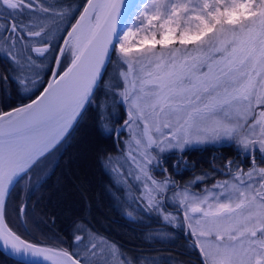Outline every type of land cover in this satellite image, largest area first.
Listing matches in <instances>:
<instances>
[{
    "label": "snow or ice",
    "instance_id": "6c2138e0",
    "mask_svg": "<svg viewBox=\"0 0 264 264\" xmlns=\"http://www.w3.org/2000/svg\"><path fill=\"white\" fill-rule=\"evenodd\" d=\"M125 3L126 0H105L104 3L81 0L73 9L63 0L50 3L0 0V8L6 10L8 17L0 29V53L8 59L10 68L0 74V90L7 92L4 85H15L16 94L27 100L5 108L0 99V219L8 220L9 200L18 181L29 178L68 139L94 102L100 127L107 131V124L99 113L97 92L104 83L106 65L117 48L120 54L117 61L125 69L124 79L131 68L127 58L133 47L122 42L121 36L127 41L134 33L119 32L116 23L123 18L121 7ZM137 13V28L143 26L146 18L150 27L163 30L159 38L145 36L138 45L152 49L178 41L180 45H199L207 53L186 61L179 69L175 53L169 52L168 60L161 54L155 61V76L151 72L147 74L145 82L151 87L144 99L158 119L163 117L168 121L162 124L168 130L167 135H172L174 128L178 132L197 128L206 139L230 138L238 152L250 161L249 170L236 165L231 172L230 189L227 181L214 186V192L220 187L226 190L213 195L212 199L217 201L214 210L212 205L208 210L191 208L192 213L204 218V223L190 224L193 230L189 235H196L198 240L212 237L217 242L214 251L201 247L209 258L202 264H264V167L256 163L254 156L255 152L264 156V120L257 119L254 109L243 122L232 117L236 105L250 103L255 87L264 86V0H152L151 4L143 0L137 5ZM25 15L31 23L22 24L17 20ZM193 22L195 30L185 26ZM61 23L63 32L57 39ZM228 33L232 39L219 43L218 37ZM22 46L27 47L23 64L19 55ZM69 52L72 59L65 64ZM149 55L155 57L156 53L150 51ZM49 56L48 66L42 67ZM254 75L258 77L255 84L252 83ZM118 94L113 92L114 96ZM125 99L132 103L127 92L122 94V104ZM260 105L264 108V99ZM173 119L175 123L171 122ZM130 122L131 118L124 125ZM156 131H160L159 127ZM160 136L165 133L161 132ZM183 146L158 138L152 149L157 156H148L143 163L161 167L162 153L167 147ZM233 164L234 161L228 160L225 167L231 169ZM161 171L167 170L161 168ZM153 182L161 190L170 183L167 179ZM26 207L22 202L18 209H11L22 225ZM161 208L159 201L152 204V210ZM170 215L165 212V223H171ZM176 215H179L178 205ZM84 238L76 225L69 236L71 247L79 248ZM0 241L5 252L10 249L12 255L31 253L50 259L46 249L39 246L40 241L22 237L10 222L0 229ZM82 252L83 255L67 251L63 254L70 264H104V254L97 245L85 246ZM121 256L122 264H137L135 259L123 253Z\"/></svg>",
    "mask_w": 264,
    "mask_h": 264
},
{
    "label": "trees",
    "instance_id": "16d2710c",
    "mask_svg": "<svg viewBox=\"0 0 264 264\" xmlns=\"http://www.w3.org/2000/svg\"><path fill=\"white\" fill-rule=\"evenodd\" d=\"M50 2L54 0H44V3ZM63 2L70 3L75 9L81 0ZM17 20L23 24L29 19L25 15L17 17ZM62 32L63 27L56 33L57 39ZM1 54L0 58L5 57ZM49 58L51 61V56ZM111 62L112 59L106 65L104 83L97 92V101L102 105L99 109L102 116L106 110L108 112V109L117 108L115 119L108 117L112 131L104 133L100 128L98 109L94 102L72 130L54 164L38 180V187H29L30 190L21 191L20 196H16L17 191L12 192L9 200L10 216H15L18 225H21L17 216L11 214V209H18L23 202L27 206L25 223L32 231L29 237L43 244L62 247L69 252H75L69 236L75 226L79 225L85 238L92 234L116 246L121 263L123 253L124 256L135 259L137 264H202L197 248L181 237L184 229L181 224L164 225L160 223L156 213H145L136 192L132 202V194L128 195L130 188L126 189L119 183L116 174L108 167L109 165L111 168V163L105 161L108 156L112 158L121 154L120 147L114 145L112 138L121 122L118 115L121 108L119 103L117 107L111 104L112 95L106 91L109 87ZM27 94L30 93L25 95ZM12 99V104L5 105V108L24 102L26 97L18 95ZM233 148L232 144L215 147L216 152H212L213 147L204 148L202 153L209 156L199 155L194 150L189 152L196 157L194 164L200 167L209 158L212 182L222 176L225 169L223 163L232 158ZM255 158L263 160L262 155ZM0 264L25 263L0 252Z\"/></svg>",
    "mask_w": 264,
    "mask_h": 264
},
{
    "label": "rangeland",
    "instance_id": "374dc122",
    "mask_svg": "<svg viewBox=\"0 0 264 264\" xmlns=\"http://www.w3.org/2000/svg\"><path fill=\"white\" fill-rule=\"evenodd\" d=\"M151 2L152 0H148L149 4H151ZM142 3L143 0H141L138 4L140 5ZM4 11L6 12L5 9ZM138 14L139 13H137L136 6L120 31L121 33L129 31L134 33V35L128 37L127 41H124L123 35L121 36L122 42H124L126 45H131L133 47V51L128 54L127 58L131 66L130 70H128L127 79H124V77L122 76V73L125 71V69L122 68L120 63H118L117 61V56L120 55L119 49L117 48L116 54L112 56L110 69L111 75L110 73L108 74V76L110 77L108 85L109 87L106 88V91L112 95L113 102H111V104H114V107L118 106V103L121 101L122 94L124 92H127L129 94L132 103H129L128 100L125 99V108L131 116V122L124 127V130L118 140V142L120 143H118V146L121 149V154H119L118 156L115 155L112 158L108 156L106 157L105 161L107 163H111V168L109 165L108 167L114 174H116V177L120 181L119 183H121L126 189L130 188L128 195L131 196L132 194L133 196L136 192L138 198L142 201L143 206L147 208L146 211H152V204L155 201H159L158 189L160 185L153 182L157 180L151 177L149 173L150 168L155 169V166L150 167L146 163H143V161H146L148 156H157V152H154L152 149L156 147L158 138L161 141L170 140L173 145L184 144L183 148L167 147L166 150L162 153L163 156L168 155L169 153L178 154L186 149L198 148L202 147L203 145L218 147L220 145L232 144L234 148L237 149V147L236 144L230 140V138L221 137V139L219 140H214L210 138L206 139L204 135L199 134L200 130L197 128H185L182 132H178V129L174 128L173 134L167 135L168 130L163 128L162 124L167 123L168 121L163 117H160L158 119L155 113H153L151 108L148 106V102L144 99L145 93L151 87L150 84L145 82L148 80L147 74L151 72L153 73V76H155V74L157 73V69L155 68V61L158 57L161 56V54H163L164 60H168L169 52L175 53L176 64L179 69V66L183 65L186 61L190 62L195 58L207 55V53L202 50L199 45H180L178 41L169 44L167 47H161L157 45L155 46V48L152 49H149L147 46L138 45V42L142 40L145 36L156 35L157 38H159L160 34L163 32V30L160 29L158 26L150 27L147 23L146 18L143 26L137 28L136 24L138 23V21H136V15ZM25 23H31V21L27 20ZM48 23L51 24V21H48ZM57 23L60 22L57 21ZM64 23H66V21ZM63 26L64 25L61 23L60 29H62ZM185 26L195 30V22ZM231 39V34L228 33L225 34L223 37H218V42L222 44L223 41ZM137 47L140 48L139 51L136 50ZM150 51H154L156 53V56L151 57L149 55ZM19 55L21 59H23L27 55V47L24 51L19 50ZM70 55L71 52L68 53V57L65 60V64L68 62ZM150 61L152 63H150ZM22 63H24V60ZM42 67L46 66L43 65ZM257 79L258 77L254 75L252 77V83L255 84ZM114 91L119 94L114 96ZM261 99H264V86L257 85L250 98V103L241 102L233 108V119L243 122L252 114V110L254 109L257 119L264 120V115H261V113L264 112V108H262L260 105ZM116 110L117 108L108 109V112H106L107 110L104 112L105 114L103 116V121L107 124V131L102 129L104 133H109L112 131L111 125L108 122V117L112 116V118L115 119L116 116L114 117V115L117 112ZM118 115L120 116L121 120L123 114L118 113ZM171 122L175 123V119H173ZM158 127L160 129L159 132L156 131ZM161 132L165 133V136L161 137ZM208 135L211 136V133L209 132ZM185 140L189 142L184 143ZM198 140L199 142H197ZM65 142L66 140L63 144L59 146L58 149L53 151L45 161L42 162L38 169H35L30 174L29 178H25L23 180L18 181L16 187L13 189V191H17L16 196H20L21 189H23V191H27L29 187L30 189H35L38 187V180L54 164ZM254 155L261 156V153L255 152ZM255 161L260 167H264V160L258 161L255 158ZM250 167L251 165L249 164L247 168H241L242 170H249ZM123 169L126 179H122V176L120 175L123 173ZM226 181L229 183L230 189L232 183L231 172H223L222 176L212 181L210 185L206 184L195 186L193 190H190L189 188H175L174 192L169 195V199L170 201L175 202L176 205L179 206V215H176L177 210L166 211L161 208L159 211H154L158 212V216L164 222L165 212L171 214L169 216L171 224L180 223L181 226L185 228L186 234L189 236L190 231L193 230L189 227L190 224L197 225L198 221L201 225L204 223V218H202L199 213H192L191 208L201 207L204 210H208V206L212 205L214 210V206L217 201L212 199L213 195L217 192L223 193L226 191L224 188L220 187L216 188L214 192V186L221 185ZM131 200L132 202H134V196L133 198H131ZM201 201H204V203H201ZM185 210L187 211V215H185ZM24 220L25 222L27 220L25 216ZM9 222L11 224V227L18 231L22 237L28 240H32L29 237L31 236L32 231L28 224H21L20 227L18 225L17 219H15V216H10V213L8 220H4L6 226ZM195 230L198 232L200 228L197 227ZM190 236L193 241V244L199 250L201 259L203 261L205 259H209L208 257H205L204 252L201 251V247L203 246L206 250L214 251L217 242H215L212 237H202L198 240L196 235ZM225 243H227V239L225 240ZM92 244L97 245L99 247V250L104 254V263L122 264L118 255L119 250L117 251L116 246H114L111 242L103 240L101 237H97L92 234H89L85 238V240H83L79 248L72 247V250L75 252H80L81 255H83L82 249L85 246L91 247Z\"/></svg>",
    "mask_w": 264,
    "mask_h": 264
},
{
    "label": "flooded vegetation",
    "instance_id": "af4514ba",
    "mask_svg": "<svg viewBox=\"0 0 264 264\" xmlns=\"http://www.w3.org/2000/svg\"><path fill=\"white\" fill-rule=\"evenodd\" d=\"M8 17L7 13L3 11V8H0V29H2L5 26V23L7 22ZM2 46V44H0ZM33 47L35 46L34 44L32 45ZM26 46L21 47V51L25 50ZM1 54V53H0ZM2 55V54H1ZM23 62V59H21V63ZM50 62V58L48 57L47 60L44 61V65L47 67ZM23 64V63H22ZM6 71H10L9 68V61L6 57H1L0 58V74L5 73ZM25 71L27 72L28 69L25 68ZM43 78V73L42 77ZM4 89H7V92H3L0 90V99H3V106L12 104L13 102V97H17L18 94L15 92V85L9 86V85H4ZM11 100V101H10ZM121 108V113L125 115L124 110ZM124 117V116H123ZM122 117V118H123ZM122 121V119H121ZM123 130L120 132L122 134ZM120 137V135H119ZM222 146V145H220ZM211 147L210 145H203L202 147L198 148H191V149H186L181 153H169L168 155L163 156V160L161 162V167H155V169L150 168V176L156 179L157 181H164L167 179L170 183L164 187L163 190L159 187V202L162 205V208L166 211H174L177 210V205L175 202L170 201L169 195L174 192L175 188H189L190 190H193L195 186H200V185H210L211 184V165H210V160H204L203 161V166L200 167L194 164L196 162L195 156L193 154L190 155L189 150H194L197 153L206 155V153H202L204 148H209ZM214 149V150H213ZM212 152H215V147H213ZM234 149V154L232 155V158H229L228 160L234 161V164L232 165L231 169L225 167V163H223V166L225 167L224 172H232L234 171V167L236 165H240L242 168H247L250 164V161L245 158L243 154L237 151L236 148ZM192 152V151H191ZM204 152V151H203ZM197 155V156H199ZM209 156V155H206ZM257 157L258 155H254ZM237 158V159H236ZM264 160V156H262ZM195 160V161H194ZM161 168L166 169L167 171H161ZM222 169V167H220ZM122 176V179H126L124 175V169L123 173L120 174ZM217 179V178H216ZM214 179V180H216ZM197 180V181H196ZM213 180V181H214ZM193 181V182H192ZM140 206L142 207L143 210H145V213L148 212H154L158 215V212H155L154 210L152 211H146L147 208L143 206V203H139ZM158 219L161 224H167V225H180V223L177 224H171V223H165L159 216ZM185 229H183V234L182 238L185 239L189 245L195 246L193 244V241L191 239V236L187 235L186 232L184 233ZM196 247V246H195ZM198 250V249H197ZM199 253V250H198ZM200 254V253H199ZM203 261V260H202Z\"/></svg>",
    "mask_w": 264,
    "mask_h": 264
},
{
    "label": "water",
    "instance_id": "95a60500",
    "mask_svg": "<svg viewBox=\"0 0 264 264\" xmlns=\"http://www.w3.org/2000/svg\"><path fill=\"white\" fill-rule=\"evenodd\" d=\"M139 1L140 0H126V3L122 5L121 12L123 14V18L118 19L116 22L117 23V30L119 32L121 31L126 20L128 19V17L130 16V14L132 13V11L134 10V8L136 7V5ZM94 2L104 3L105 0H94ZM71 59H72V52H71L69 60L66 64H68L71 61ZM26 102H27V100L24 101V103H26ZM121 106H122V109L125 111V117L113 133L112 138H113V142H114L115 146H117L116 138H117L119 132L125 126L124 121L130 119V115L128 114V112L125 109V100H124L123 104L121 103ZM5 227H6V225L4 223V220L0 219V229H3ZM39 246L44 247L46 249L47 255L50 256V259L45 260L44 256H33L31 253H21L18 255H12L10 249L7 252H5V250L2 247V241H0V252H2L4 255H6L7 257H9L11 259H14L18 262L25 263V264H70L69 258L63 254L64 252L67 251L66 249H64L62 247L48 245V244H39ZM67 252H69V251H67Z\"/></svg>",
    "mask_w": 264,
    "mask_h": 264
}]
</instances>
